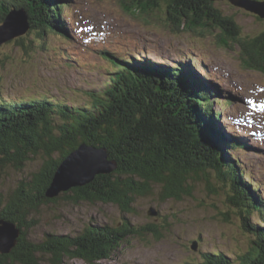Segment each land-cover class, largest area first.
Instances as JSON below:
<instances>
[{
    "label": "trees",
    "instance_id": "trees-1",
    "mask_svg": "<svg viewBox=\"0 0 264 264\" xmlns=\"http://www.w3.org/2000/svg\"><path fill=\"white\" fill-rule=\"evenodd\" d=\"M46 2L0 0V25L12 9H23L28 16L27 34L39 40L44 34L67 37L64 20L70 19V11L63 14L65 6ZM120 2L138 6L137 12L124 7L137 15H147V10L154 12L163 5L165 20L176 34L198 26L219 29L240 47L246 66L264 73V31L253 39L241 40L239 27L210 0ZM70 4L68 7H73ZM70 33L75 35L76 31L70 29ZM37 45L41 47V41ZM95 52L113 71H108L105 86L91 91L81 106H68L56 99L0 96V168L12 165L22 170L32 156L42 157L38 171L9 192L4 201L0 197V220L15 224L21 231L11 252L0 254V264H63L65 258L94 264L107 259L128 235L144 228L126 220L116 227L90 226L78 235L48 233L38 242L29 238L27 231L34 226L32 213L58 199L44 196L57 167L81 143L103 148L108 159L115 161L116 170L63 193V199L71 196L74 201L111 203L128 213L137 197L150 192L152 184H162L164 196H171L188 172L212 169L229 185L241 229L251 236L250 249L234 264H264V200L257 192L259 186L252 184L251 189L243 180L245 173L219 153L218 146L225 141L210 120V116L215 117L210 107L217 102L220 89L211 79H202L203 74L210 77L205 75L206 68L195 62L170 67L147 60L135 62L120 58L107 47ZM226 144L230 149L244 147L238 139ZM252 214L259 216L258 223H250ZM202 259L201 264H229L222 254H205Z\"/></svg>",
    "mask_w": 264,
    "mask_h": 264
},
{
    "label": "rangeland",
    "instance_id": "rangeland-1",
    "mask_svg": "<svg viewBox=\"0 0 264 264\" xmlns=\"http://www.w3.org/2000/svg\"><path fill=\"white\" fill-rule=\"evenodd\" d=\"M49 1L65 3L63 14L73 11L77 34L67 41L69 36L44 34L39 40L26 33L19 43L16 39L3 43L0 46L3 99H56L72 107L87 103L88 94L101 90L109 79L108 71H113L95 52L106 47L120 58L135 62L147 60L168 67L195 62L206 68L205 75L210 76L205 78L203 74L202 79H211L220 89L215 97L217 102L210 107L212 113L215 111V117L210 116V120L225 141L218 146L219 153L245 173L243 180L251 189L252 184L259 186L257 192L264 200V73L246 66L238 45L219 29L198 26L193 31L173 33L165 20L168 17L163 5L154 12L147 10V15H137L124 7L134 11L139 10L138 6L122 4L120 0ZM212 3L223 16L232 18L239 27L241 40L253 39L264 31V17L234 7L226 0ZM24 14L27 21V13ZM67 24H70L68 20ZM37 40L41 41V47ZM234 139L244 147L230 149L226 142ZM41 165L42 157L37 155L27 160L22 170L12 165L0 168L1 199L4 201L9 192ZM181 181L177 193L171 196H164L162 184H152L150 192L137 197L128 213L111 203L74 201L71 196L63 199L62 194L67 191L62 192L59 200L41 205L32 213L34 226L27 234L38 242L48 233L78 235L90 226L116 227L127 220L144 228L138 234L128 235L107 259L94 264H201L205 254H222L229 264H234L238 256H244L250 249L251 236L241 229L229 185L220 181L212 169L188 172ZM49 189L44 196L49 200L57 198L47 196ZM56 190L54 187L49 192ZM150 209L156 212L155 217L148 215ZM258 219L259 216L252 214L249 222L253 224ZM63 264L87 263L65 258Z\"/></svg>",
    "mask_w": 264,
    "mask_h": 264
},
{
    "label": "water",
    "instance_id": "water-1",
    "mask_svg": "<svg viewBox=\"0 0 264 264\" xmlns=\"http://www.w3.org/2000/svg\"><path fill=\"white\" fill-rule=\"evenodd\" d=\"M214 1V0H210ZM231 5L237 6L249 13L264 17V1L250 0H226ZM247 4V6H246ZM28 31V24L24 11L12 9L0 25V46L8 41L20 38ZM116 169L115 161L108 159V154L103 148H94L81 144L78 149L68 155L59 165L54 179L49 186L47 196L58 197L62 192L71 188L83 186L93 181L97 175H105ZM56 191H51L52 188ZM49 193L50 196H49ZM148 215L156 216V212L150 209ZM19 236L15 226L11 223L0 221V252L8 254L14 247L16 238Z\"/></svg>",
    "mask_w": 264,
    "mask_h": 264
},
{
    "label": "bare ground",
    "instance_id": "bare-ground-1",
    "mask_svg": "<svg viewBox=\"0 0 264 264\" xmlns=\"http://www.w3.org/2000/svg\"><path fill=\"white\" fill-rule=\"evenodd\" d=\"M251 1H253V0H251ZM246 6H247V4H246ZM234 7H236V6H234ZM255 16H257V15H255ZM144 42V41H143ZM108 50H111V49H109V48H107ZM137 58V57H136ZM139 62V61H138ZM150 62V61H149ZM73 64V62H71V65ZM239 148V147H238Z\"/></svg>",
    "mask_w": 264,
    "mask_h": 264
}]
</instances>
